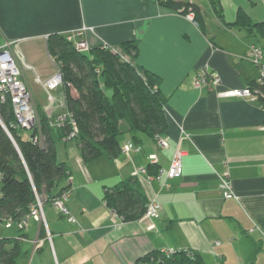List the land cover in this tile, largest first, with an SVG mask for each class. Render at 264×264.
I'll list each match as a JSON object with an SVG mask.
<instances>
[{"label": "crops", "instance_id": "0c3cea01", "mask_svg": "<svg viewBox=\"0 0 264 264\" xmlns=\"http://www.w3.org/2000/svg\"><path fill=\"white\" fill-rule=\"evenodd\" d=\"M176 1L197 4L201 25L159 0H0V40L14 42L30 66L24 78L38 111L68 112L62 87L49 101L35 81L37 75L54 74L47 66L56 59L49 37L93 27L85 35L91 46L120 49L125 41H137L134 64L159 75L167 96L164 138L170 143L158 147L144 136L140 150L86 162L78 142L54 132L58 161L72 178L67 204L77 221L70 222L50 201L44 220L33 217L26 229L0 221V238L20 244L13 264H134L152 250L170 247L199 252L206 264H264V106L195 86L205 66L221 77V89L254 82L260 70L245 54L251 45L262 44L245 29L225 25L209 0ZM256 1L221 0L225 22H234L240 8L261 20L257 9L264 0ZM130 139L131 134L122 144ZM178 146L185 152L180 177L159 179L156 170L150 174L148 169L136 176L146 200L161 203L159 216L114 226L106 189L147 167L153 153L158 167L169 168ZM225 169L239 199H226L220 190L219 174Z\"/></svg>", "mask_w": 264, "mask_h": 264}, {"label": "trees", "instance_id": "16d2710c", "mask_svg": "<svg viewBox=\"0 0 264 264\" xmlns=\"http://www.w3.org/2000/svg\"><path fill=\"white\" fill-rule=\"evenodd\" d=\"M159 1L176 12L187 14L192 9L194 19L201 25L203 16L197 4L176 0ZM209 2L225 25L243 28L249 36H259L264 41V21L253 20L245 9L240 8L234 22H225L221 0ZM253 45L263 49L261 62L264 64V46ZM48 48L63 73L62 88L69 118L64 126L54 128L50 124L49 115L39 110L43 136L41 144L31 140L38 129L31 130L29 137L25 138L24 130L11 125L14 120L11 102H0V115L12 134L11 137L0 124L2 223L5 218H25L31 204L36 202L37 194H45L51 200L63 191L72 189L68 167L57 158L54 132L61 139L76 138L82 157L87 162L104 155L109 158L119 156L123 146L121 136L125 132L131 134L130 141L141 149L144 136L153 139L160 147L158 139L164 137L167 131V96L160 87L159 75L147 69L139 70L134 64L138 51L137 41H125L120 49L112 45H101L91 46L88 52H81L67 40L66 35L55 34L49 37ZM257 79L246 86L261 88L264 92V85H259ZM259 101L264 106V99L260 98ZM72 121H75L78 133L70 138ZM147 169L152 174L155 170L158 173L161 168L150 160ZM104 200L108 207L118 212L123 222L144 217L148 205L136 176L108 187ZM19 253L18 240L0 238L1 263H15ZM134 264L206 263L199 252L182 248L169 256L164 249L152 250L140 256Z\"/></svg>", "mask_w": 264, "mask_h": 264}, {"label": "built area", "instance_id": "2783aa9c", "mask_svg": "<svg viewBox=\"0 0 264 264\" xmlns=\"http://www.w3.org/2000/svg\"><path fill=\"white\" fill-rule=\"evenodd\" d=\"M194 11L190 9L188 17L194 19ZM93 27H85L80 30H74L66 34L67 40L71 41L75 48L81 52H88L90 50V42L86 38V32L92 30ZM107 46L108 44H103ZM21 55L16 52L14 48V42H2L0 40V102L6 103L11 102L12 110L14 114V120L11 125L14 128L28 130V129H38V133L35 136H31V140L34 142L43 143V136L40 131V116L38 110L34 104L33 94L30 90L28 82L24 78V70L30 68L23 59ZM263 49L257 45H251L246 51L245 57L251 60L255 65L259 67L260 76L257 79L259 85H264V64H262ZM124 57H126L124 55ZM56 65V72L48 77L42 78L40 75L35 76V81L42 86L49 100L54 98V90L63 85V73L61 67L57 60H54ZM222 84V79L219 75L212 72L207 66L203 67L198 73L195 79V86L201 89H219L218 94L224 98H249L251 100L264 99V92L261 88H252L250 86H245L241 88H223L220 86ZM52 116V115H50ZM69 118V113L58 114L57 116H52L50 124L54 128L64 126ZM2 116L0 115V121L4 125V128L8 131L10 136V130L8 126L3 122ZM71 122V121H70ZM72 132L70 133V138L77 136L78 127L75 121H72ZM160 147L169 148L170 143L167 138L161 137L158 139ZM140 150V147L134 145L130 140L127 141L122 146V152L125 154H130L132 151ZM185 152L178 146L172 156L171 164L167 169H160L157 177L159 179H174L180 177L183 172V158ZM151 162L156 164L158 162V157L156 154H151L149 156ZM147 172V167L138 168L134 171L133 176H137L142 173ZM69 181L72 182L71 176ZM219 187L226 199L240 197L235 193L233 189V184L230 176L229 169H225L221 174H219ZM71 190H65L61 194L55 196L50 200V202L57 208L59 213L67 218L70 222H76V217L72 214L70 208L68 207V199ZM47 201L45 194H37L36 202L31 204L30 211L25 218L20 220H14L12 218H5L3 225L5 227H10L12 225H17L20 229H26L29 225L31 218H36L38 220H44V205ZM161 209V203L156 199L148 202L144 217L150 220H154L159 216ZM112 211V224L114 226L123 222L122 217L118 214L116 210ZM3 222V221H2ZM154 224H150L149 228H153ZM178 249L166 248L164 252L169 256L174 254Z\"/></svg>", "mask_w": 264, "mask_h": 264}, {"label": "rangeland", "instance_id": "374dc122", "mask_svg": "<svg viewBox=\"0 0 264 264\" xmlns=\"http://www.w3.org/2000/svg\"><path fill=\"white\" fill-rule=\"evenodd\" d=\"M255 2H257L256 0H254ZM209 5V4H208ZM206 6V8H208V9H210L207 5H205ZM210 6H211V4H210ZM212 7V6H211ZM213 9V8H212ZM257 12H258V15H259V17H261V20H258V21H264V4H262V5H260L259 6V8L257 9ZM256 40H258L263 46H264V41L258 36H256ZM48 66V68L50 69V70H52L53 71V73H55L56 72V67H55V65L53 64V63H51V64H48L47 65ZM62 87V86H61ZM58 88H60V87H58ZM57 88V89H58ZM57 89H55L54 90V94H55V92H56V90ZM48 98V97H47ZM54 99L55 98H53L52 100H49V101H54ZM38 113H39V111H38ZM65 112H63V114H64ZM60 114H62V113H60ZM55 115H57V114H54V115H52V116H55ZM52 116H50L49 115V118L51 119V117ZM3 120V119H2ZM4 122V121H3ZM5 123V122H4ZM39 123H41V121L39 120ZM40 127H41V125H40ZM124 127V126H123ZM59 128V127H58ZM32 129H28V130H25V131H23V136L25 137V138H27V137H29V135H30V131H31ZM37 133H35V134H33L32 136H35ZM128 135H130L129 133H127V132H125V133H123V135L121 136V140H124V139H126L127 137H128ZM73 140L75 141V142H78L77 141V139L76 138H73ZM41 195V194H40ZM47 197V196H46ZM47 201H50V200H48V198H47ZM0 228H2V225H1V223H0Z\"/></svg>", "mask_w": 264, "mask_h": 264}, {"label": "water", "instance_id": "95a60500", "mask_svg": "<svg viewBox=\"0 0 264 264\" xmlns=\"http://www.w3.org/2000/svg\"><path fill=\"white\" fill-rule=\"evenodd\" d=\"M0 124L4 127V125L2 124V122L0 121Z\"/></svg>", "mask_w": 264, "mask_h": 264}]
</instances>
